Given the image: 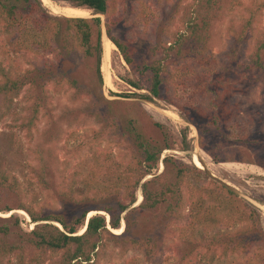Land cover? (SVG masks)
Wrapping results in <instances>:
<instances>
[{
	"label": "trees",
	"instance_id": "obj_1",
	"mask_svg": "<svg viewBox=\"0 0 264 264\" xmlns=\"http://www.w3.org/2000/svg\"><path fill=\"white\" fill-rule=\"evenodd\" d=\"M50 1L104 16V23L100 17L53 15L40 0H0V125L28 137L41 116L54 126L48 107L53 87L82 101L84 108L72 115L86 116L94 126L66 133L64 159L37 146L32 179L22 181L0 161V212L23 211L33 224L25 232L14 214L0 217V264H101L107 245L123 255L140 253L145 264H163L168 258H161L162 249L173 236L174 264H264L257 211L204 170L161 158L173 148L167 129L130 100H161L188 116L200 150L214 164L227 162L226 134L244 147L248 142L262 147L250 138L264 124V96L258 114L245 119L242 99L248 89L245 71L238 68L246 70L241 57L257 72L255 82H263L264 28L255 29L264 2L254 0L237 12L235 0H229L239 30L229 59L218 62L210 49L211 30L228 0ZM102 24L136 79L126 82L148 95L114 94L120 99L110 101L82 81L73 62L77 56L93 62L102 84ZM122 27L140 31L145 57L138 56L135 41L113 34ZM249 39L253 52L243 55ZM21 94L23 105L16 111ZM238 158L264 172L263 157ZM36 189L48 203L38 201ZM137 193L141 202L135 207ZM122 224V232L113 234ZM147 228L154 229L152 235Z\"/></svg>",
	"mask_w": 264,
	"mask_h": 264
},
{
	"label": "rangeland",
	"instance_id": "obj_2",
	"mask_svg": "<svg viewBox=\"0 0 264 264\" xmlns=\"http://www.w3.org/2000/svg\"><path fill=\"white\" fill-rule=\"evenodd\" d=\"M41 1V0H40ZM254 0H235V11L240 12L244 8L250 6L251 2ZM264 2V0H258ZM42 2V1H41ZM49 2V1H47ZM53 4L45 6L51 14L56 16L59 15V10L62 13L61 9L64 8H73L70 5L63 2L52 1ZM43 4V3H42ZM226 9L212 27L211 30V43L210 49L213 52L218 62H223L226 59V54L230 50V46L233 45L234 36L238 33L237 20L233 11L229 9V0L226 2ZM58 8L59 10H57ZM84 10V9H83ZM234 11V12H235ZM87 12V13H86ZM84 10L83 14L85 18H92L98 15H93L91 11ZM89 13V14H88ZM260 23L256 26V29L264 28V10L261 11ZM62 17V16H61ZM101 18L104 23V16H98ZM113 34L116 37H121L127 41H135L137 44L136 51L138 56L145 57L146 52L145 48L142 45V41L138 37L140 31H132L130 27H125L119 30L113 31ZM255 37V35H251ZM246 44L248 48L243 47V55L246 53L253 52V40ZM111 42V41H110ZM1 45L2 40L0 39V59H1ZM115 47V46H114ZM238 56V55H237ZM240 57L239 64L244 69H239V71H245V80L244 86L248 89L246 96L242 101L246 104V107L243 108L241 115H244L245 119L252 115H257L258 111L255 108H258V105L261 103L264 96V80L261 83H256L255 80L259 77H255V73L252 70H249L247 66L249 62L243 63V59ZM241 61V63H240ZM74 65L78 70V74L81 76L84 83L94 85L95 92L101 93L107 100H118L114 94H138V95H148L144 90H135L126 82L127 79L136 80L133 76L131 69L125 64L120 54L118 53L116 47L115 50L107 58L106 62V72L108 83H105L102 76V66L103 62L101 61L100 73L102 78V84L99 85L96 82L94 77L93 62L85 61L80 56L74 57ZM109 64V65H108ZM108 66V67H107ZM108 69V70H107ZM248 69V70H247ZM91 71L93 73H91ZM52 95L48 100L49 110L53 112L55 116L54 121L55 125H51L46 121V117L41 116L40 121L37 124V129L33 133L32 137L24 135V133L19 132L15 129H8L4 127L3 124L0 125V161L2 166H7L9 171L19 177L22 181L32 179L33 175L29 169L30 166L34 165L33 161V150L37 146L44 149H52L55 151L56 155L59 158H65L63 156L60 147L62 146L63 140L66 136V133L71 130H77L79 133L86 132L90 126L93 125V121L86 116L80 117L77 115H72V112L78 111V109H83L84 105L82 101L74 102L68 93L61 92L57 93L52 87ZM24 94H21L20 98L16 100V111H20L22 107ZM133 101H136L140 104L142 109L145 111L146 115L149 116L152 121L164 125L167 129L173 143L172 150L165 151L161 158L166 156H172L175 160L188 165L194 166L199 169L204 170L211 178L216 179L217 181L227 185L233 191H235L240 198H242L250 207L254 208L260 216V223L264 231V172L263 170L254 163H243L237 161L238 157L244 156L248 159L256 160V157L264 158V145L262 147L251 146L248 142L244 145H239L234 138H229V135L226 134L227 141L225 144V149L228 151L226 153L227 162L214 164L208 158V156L200 150L197 142V132L194 126V123L186 116L184 113H181L175 107L157 99L144 100L141 98L133 97ZM70 111L69 115L64 116V113ZM252 113V114H249ZM262 129V130H261ZM261 129L257 131V135L253 134L251 140L258 139L259 144H264V139H261L260 136H264V124H262ZM242 149V150H241ZM230 151V154H229ZM230 157V158H229ZM162 170V164H159L156 172L159 173ZM152 176H149L150 178ZM38 201L41 203H48V200L45 196L39 193L36 189ZM4 203H10V199H3ZM141 202L140 193H137L135 207ZM55 204L49 205L48 207L54 208ZM263 206V207H262ZM11 214H14L18 217L20 221V226L25 232H29L33 224L30 222V219L20 210H14L12 212H0L1 218H7ZM94 214V213H92ZM104 215V213H102ZM137 213H135V216ZM121 229L116 230L113 234L118 235L124 229V224L121 225ZM154 228V226H153ZM154 229H146V233H153ZM82 232V231H80ZM119 233V234H120ZM171 236V235H170ZM176 237H170L166 240L165 246L162 249V257L168 258L163 262V264H174L175 263V254L178 251V246ZM101 264H145L144 258L140 253H127L121 254L119 249H116L110 245H107L102 251Z\"/></svg>",
	"mask_w": 264,
	"mask_h": 264
},
{
	"label": "bare ground",
	"instance_id": "obj_3",
	"mask_svg": "<svg viewBox=\"0 0 264 264\" xmlns=\"http://www.w3.org/2000/svg\"><path fill=\"white\" fill-rule=\"evenodd\" d=\"M42 1V3H43V5L44 6H48L49 5V8H50V4H53L52 3V1H50V0H41ZM47 1H49V2H47ZM51 9V8H50ZM57 10H59L58 8H56ZM60 11V10H59ZM61 11H62V14L64 15H68V16H70V17H82V18H85V15H87V14H83V12H84V10L83 9H77V8H64V10H62L61 9ZM85 12H86V10H85ZM87 13V12H86ZM89 14V13H88ZM102 45H103V51H104V53H103V66H102V74H103V78H104V81H105V83H108V78H107V72H106V62H107V58H108V56L110 55V54H112V52L115 50V47H114V45L112 44V42H110L109 40H108V38L106 37V34H105V32H102ZM109 65V64H108ZM108 67V66H107ZM108 70V69H107ZM263 207V206H262ZM264 210V209H263ZM92 216V214H90L89 216H88V218L89 217H91ZM113 232H116V230H112ZM112 232V233H113ZM120 233V232H119ZM118 233V234H119Z\"/></svg>",
	"mask_w": 264,
	"mask_h": 264
},
{
	"label": "water",
	"instance_id": "obj_4",
	"mask_svg": "<svg viewBox=\"0 0 264 264\" xmlns=\"http://www.w3.org/2000/svg\"><path fill=\"white\" fill-rule=\"evenodd\" d=\"M59 13H60L59 15H61L62 17H70V16L65 15V14L63 15L60 11H59ZM95 17H98V16H95ZM101 29H102V32H105V31H104V25H103V24H102V26H101Z\"/></svg>",
	"mask_w": 264,
	"mask_h": 264
}]
</instances>
